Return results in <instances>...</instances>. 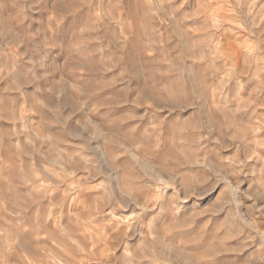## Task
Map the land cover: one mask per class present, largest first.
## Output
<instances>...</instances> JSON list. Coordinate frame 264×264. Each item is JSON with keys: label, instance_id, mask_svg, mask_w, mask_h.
Returning <instances> with one entry per match:
<instances>
[{"label": "rangeland", "instance_id": "374dc122", "mask_svg": "<svg viewBox=\"0 0 264 264\" xmlns=\"http://www.w3.org/2000/svg\"><path fill=\"white\" fill-rule=\"evenodd\" d=\"M0 264H264V0H0Z\"/></svg>", "mask_w": 264, "mask_h": 264}]
</instances>
